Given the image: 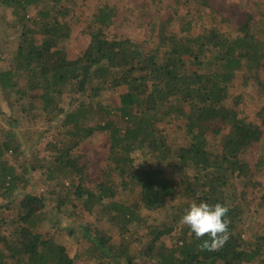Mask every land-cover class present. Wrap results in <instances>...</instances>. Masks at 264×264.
<instances>
[{
	"label": "trees",
	"instance_id": "trees-1",
	"mask_svg": "<svg viewBox=\"0 0 264 264\" xmlns=\"http://www.w3.org/2000/svg\"><path fill=\"white\" fill-rule=\"evenodd\" d=\"M192 1L202 20L209 0ZM61 2L0 0L19 36L11 61L0 48V96L43 117L45 132L56 130L60 138L46 144L43 161L36 159L45 184H55L38 196L26 192L27 167L19 175L6 159L9 153L22 157L15 139L20 133L0 136V198L15 211L0 216V264H264V236L255 238L243 227L246 206L231 189L232 182L253 175L244 156L264 140V120L247 114L242 96L230 92L239 73L246 71V79L253 67L264 71V19L249 14L228 36L217 27L197 28L190 12L161 16L150 23L148 49L114 33L117 8L107 4L93 15L87 48L72 56L64 44L74 35V18L67 19ZM122 88L118 105L103 100L104 93ZM214 125L219 142L212 144ZM170 130L179 137L182 131L183 141ZM97 134L108 136L111 154L103 180L88 187L74 154ZM51 196L52 223L66 213L77 218L100 209L97 222L104 220L118 238L95 224L70 228L71 236L83 229L79 238L87 243L72 257L65 245L38 232ZM193 201L229 206L231 235L220 250H200L201 240L179 223ZM175 233L176 243H164ZM141 234L145 240L137 244Z\"/></svg>",
	"mask_w": 264,
	"mask_h": 264
},
{
	"label": "rangeland",
	"instance_id": "rangeland-1",
	"mask_svg": "<svg viewBox=\"0 0 264 264\" xmlns=\"http://www.w3.org/2000/svg\"><path fill=\"white\" fill-rule=\"evenodd\" d=\"M209 3L210 6L203 10V19L201 20L196 12L195 2L192 0H162L161 4H155L153 0H62L60 3L61 7L70 12L67 19L74 18L72 20L74 35L64 45L69 48L72 56L81 55L89 45L88 32L90 31L89 27L93 15L98 8L107 4L114 5L117 8L114 33L124 39H131L136 43L147 46L148 49L153 46V42H149L150 23L154 22V20L159 23L161 16L166 19L169 16H175L177 13L185 15L190 12L195 17L194 25L197 28H201L204 25L217 27L222 34L225 33L228 36H234L236 28L244 24L249 14L256 15L259 22L264 19V0H209ZM177 9L178 12H176ZM7 19L6 11L0 8V48L5 50L4 56L11 61L19 45V36L14 29L8 26L9 21ZM174 25H178V22H175ZM255 71V67L251 68L246 79V71L244 72L245 74L239 73L230 87V92L235 97L242 96L241 106L247 114L254 119L262 118L264 120V92L257 81L260 78L261 82L264 83V71H260L258 74ZM124 91L125 88H122L104 93L103 100L106 103L118 105L120 95ZM0 97H3L2 99L0 98V112L2 110L3 113H0L1 139L6 136L8 131L20 133L15 139L20 141L22 153V157H17V159H15L13 154L9 153L6 159L12 166L17 165L16 168L19 175H22L21 167H27L26 177L23 176L28 179L27 188H25L27 193L46 196L55 184H45L42 178L43 172L38 168L36 159L39 161L44 159V147L46 144L55 145V142L60 141V138H55L57 135L56 130H53L52 134L45 132L48 129V124L43 117L36 118V116H29L23 113L20 108L22 105L20 101L17 102L18 104L10 106L9 101L4 98L3 94ZM13 97L17 99L14 94ZM217 129H219V125H214L209 132L212 144L219 142V138L216 137ZM40 132L45 133L44 135L47 136L41 138L39 134L36 135V133ZM170 133L176 137L177 141H183L182 131L180 132L181 138L177 132L172 133V130H170ZM23 134L30 135V139L27 142L24 140ZM110 154V142L106 134L94 135L83 143L81 148L74 154L75 159L85 169V174L90 179L88 187H95L103 180ZM244 157L250 164L253 175L250 178L232 182L231 189L239 201L241 198L242 203L246 206L243 227L250 231L254 235L253 237L259 238L264 236V140L251 146ZM39 165L42 166L43 164ZM229 192L231 193V190ZM46 198L48 199V206L43 211L45 217L38 221V232L65 245L72 257H75L81 248L87 247V243L79 238L81 237V232L83 233L84 231L83 229L79 227L75 236H71L69 234L70 228L73 229V227L87 223L95 224L100 230H110L109 232L113 234V237L115 239L118 238L116 231L114 229L111 230L103 222L104 220L102 223L97 222L96 216L100 215V209L95 210L94 214L80 212L77 218L68 216L66 213L63 214L64 217L58 224L52 223L51 221L54 218L51 211H56V204L53 196ZM20 199L21 197H17L15 201L19 202ZM0 206L3 207L0 210L1 217H9L15 212L5 205L2 198H0ZM179 237L180 234L175 233L172 237L165 238L164 243L172 246L178 241ZM137 238V244L145 240L142 234L137 235ZM76 264L97 263L93 260H76Z\"/></svg>",
	"mask_w": 264,
	"mask_h": 264
},
{
	"label": "clouds",
	"instance_id": "clouds-1",
	"mask_svg": "<svg viewBox=\"0 0 264 264\" xmlns=\"http://www.w3.org/2000/svg\"><path fill=\"white\" fill-rule=\"evenodd\" d=\"M229 206L224 203L214 205L193 201L185 210L179 223L190 229L198 240L200 250L218 251L230 239ZM208 237V239H203Z\"/></svg>",
	"mask_w": 264,
	"mask_h": 264
}]
</instances>
